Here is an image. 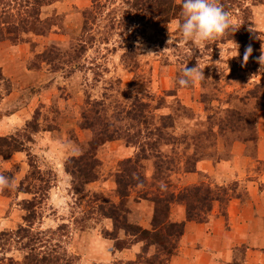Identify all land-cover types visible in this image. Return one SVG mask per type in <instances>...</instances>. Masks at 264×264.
Masks as SVG:
<instances>
[{
    "label": "rangeland",
    "instance_id": "1",
    "mask_svg": "<svg viewBox=\"0 0 264 264\" xmlns=\"http://www.w3.org/2000/svg\"><path fill=\"white\" fill-rule=\"evenodd\" d=\"M15 1L17 8L25 4ZM48 1L40 24L28 19L27 26L36 25L32 32L15 28L13 7L0 0V136L34 122L38 132L29 152L52 184L29 225L28 236L40 240L33 247L17 235L26 227L20 205L32 197L17 190L29 171L27 156L16 153L0 161L14 177L0 190V233L15 235L0 249V264H21L27 253L43 264L55 257L58 264L69 258L72 264H121L138 255L144 264L154 247L115 231L104 215L110 205L124 200L127 220L149 230L142 224L148 226L154 194L196 185L228 194L237 188L245 200L247 179L255 172L264 175V156L257 152L264 109L255 98L264 102V71L257 63L264 46V0H225L237 40L221 37L200 49L173 44L167 51L169 30L179 39V0H171L159 18L147 10L139 13L136 0ZM80 39L86 41L82 50ZM233 42L239 57H233ZM248 46L252 56L242 66ZM66 52L69 61H63ZM198 60L204 78L181 87L183 69ZM86 153L98 162L97 178L84 193L74 194L65 162ZM228 169H242L243 176L226 178ZM141 177L143 184L137 183ZM172 207L185 215L182 203L174 202L170 212ZM130 251L132 260L120 258ZM242 254V248L234 252Z\"/></svg>",
    "mask_w": 264,
    "mask_h": 264
},
{
    "label": "trees",
    "instance_id": "2",
    "mask_svg": "<svg viewBox=\"0 0 264 264\" xmlns=\"http://www.w3.org/2000/svg\"><path fill=\"white\" fill-rule=\"evenodd\" d=\"M23 1L25 4L22 6L18 5L20 7L17 8L12 5V3L16 2L15 0H6V4H11L10 6L13 7L16 13L15 15L18 25H16L15 28H21L24 31L31 30L32 32H37L33 27L36 25L27 26L29 23L28 19L32 18L35 23L40 24L42 22L40 19L41 7L46 6L51 2L48 0H33L32 3L26 2V0ZM136 4L138 6L137 10H139V13L143 14L144 11L147 10L150 11L151 14H154L158 17L160 11H162L163 8L166 10L165 6L171 5V0H136ZM220 4L223 6L225 11L229 13L231 9L230 3L226 2L225 0H220ZM10 6L7 5V7ZM176 6L178 9L177 20L179 24L181 0H179V3L176 4L175 7ZM7 10L8 9H6V11ZM83 16L86 18L87 14H83ZM236 36L237 34L234 33V28H231L223 37H226L227 40H237ZM2 39H4V35L2 36V30L0 29V40ZM84 39L79 40V48L81 50L84 49L86 44ZM70 55V52H66L63 56V61H69L68 58ZM255 98L256 102H258L260 106L259 108L264 109V102L262 101V98ZM34 126V122L31 121L28 122L24 128L16 130L14 134L0 136V161H6L16 153L23 152L27 156L29 171L23 177V180L19 181L17 190L20 193L30 194L32 197L29 201L23 200L21 203L22 205H20L21 209L25 212L22 220L26 227L20 228V233L17 235H19L18 237L21 238V240H26L29 243H33V247L38 242H40V240L34 238L36 234H33L31 237L28 236V234L31 233L29 230V225L33 224V219L38 215L35 209H38L42 201L46 199L47 191L51 189L52 186L50 174H43L36 167L29 152L28 143L33 142L32 134L38 132ZM30 130H32V132ZM97 166L98 162L92 157L91 153H86L82 157H71L66 160L64 167L66 173H68L71 177V189L74 194L84 193L85 186L96 181ZM0 175L9 177L11 185L14 179L12 171L4 170L0 165ZM137 183L143 184V178L141 177ZM229 190H231L233 193L228 194L226 189H221L220 187H217L215 191H212L210 187L194 185L176 194H154V196L150 199L153 202V210L149 221V230H146L139 225L132 224L127 220L126 214L123 213L125 212L123 210L125 208L124 200L119 202L117 205H110L104 215L112 220L113 229L115 231L123 230L124 233L130 238L144 242L147 248L154 247L155 253H153L149 260L143 262L144 264H167L169 258L175 255L177 245L183 234L184 227V222H174L170 220L171 205L174 202L182 203L185 207V220L188 222L202 224L208 221V217L211 215L213 205L217 204L222 210L219 211L220 215L226 219V207L230 200L234 198L240 199L241 197V195L236 191L237 188H232ZM244 197H247V194H245ZM115 235H111L112 239H116ZM12 236L15 235L9 234L7 232L0 233V249L3 248V246L9 244ZM120 245L121 244L119 242H116L115 247L121 249L122 247ZM23 248H25V245ZM146 251L147 249H145V252ZM23 258L24 261L22 263L24 264H30L32 259L34 264H43L40 262V260L35 262L34 256L32 254L29 255V253L26 255L24 254ZM69 259L70 260L66 262V264H72L71 258ZM43 260L48 261L45 257H43ZM57 260L58 257H55L54 261L56 262H53L52 264H58ZM10 261L12 260L9 259V262ZM121 264H141L140 255H138L134 261L124 262Z\"/></svg>",
    "mask_w": 264,
    "mask_h": 264
},
{
    "label": "crops",
    "instance_id": "3",
    "mask_svg": "<svg viewBox=\"0 0 264 264\" xmlns=\"http://www.w3.org/2000/svg\"><path fill=\"white\" fill-rule=\"evenodd\" d=\"M257 152L258 157L264 156V139L259 141ZM206 164H202L203 169ZM211 171L220 174L218 169ZM242 172V169H228L223 175L230 179L231 175L242 177ZM253 176L246 181L247 198L228 203L226 219L220 215L217 204L213 205L208 221L202 224L186 221L182 209L172 207L170 220L184 222V227L178 251L168 264H235L234 260L237 264H264V175L255 172ZM185 179L193 182L191 174ZM148 223L147 227L145 223L142 226L148 228ZM238 248L243 249V254L235 257ZM122 254V259L134 258L131 251Z\"/></svg>",
    "mask_w": 264,
    "mask_h": 264
},
{
    "label": "clouds",
    "instance_id": "4",
    "mask_svg": "<svg viewBox=\"0 0 264 264\" xmlns=\"http://www.w3.org/2000/svg\"><path fill=\"white\" fill-rule=\"evenodd\" d=\"M179 39H174L169 30L168 47L170 45H189L195 49L203 48L205 45L219 40L229 29L233 28L231 15L226 12L220 4V0H181V12L179 14ZM253 31V30H252ZM236 54L233 57H239V45L235 42ZM220 48V47H219ZM253 49L248 46L243 55L242 66H246L249 58L252 56ZM154 53H148L152 55ZM145 55V56H147ZM222 58L223 52L220 49ZM257 63L261 65V71H264V46L261 47V55L257 58ZM203 70L198 65L192 68L188 66L182 71L178 84L181 87L194 85L198 80L203 79ZM10 186V178L0 175V190Z\"/></svg>",
    "mask_w": 264,
    "mask_h": 264
}]
</instances>
